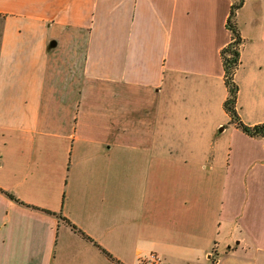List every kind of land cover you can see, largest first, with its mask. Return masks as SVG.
Here are the masks:
<instances>
[{
	"label": "crops",
	"instance_id": "0c3cea01",
	"mask_svg": "<svg viewBox=\"0 0 264 264\" xmlns=\"http://www.w3.org/2000/svg\"><path fill=\"white\" fill-rule=\"evenodd\" d=\"M236 1L0 0V264H264V136L224 108ZM235 21L256 127L264 0Z\"/></svg>",
	"mask_w": 264,
	"mask_h": 264
},
{
	"label": "trees",
	"instance_id": "16d2710c",
	"mask_svg": "<svg viewBox=\"0 0 264 264\" xmlns=\"http://www.w3.org/2000/svg\"><path fill=\"white\" fill-rule=\"evenodd\" d=\"M244 0H237L232 8L227 23L228 29L232 32V42L225 47L222 52V61L225 70V84L228 88V98L224 103L226 112L230 115L233 123L250 136H264V125L256 127L245 126L236 112V104L239 87L234 80L235 73L240 66L241 45L243 40L239 33L238 25L235 21L237 11L242 7ZM12 197L11 195H9ZM13 198V197H12ZM219 258L218 252L213 253L212 264Z\"/></svg>",
	"mask_w": 264,
	"mask_h": 264
},
{
	"label": "built area",
	"instance_id": "2783aa9c",
	"mask_svg": "<svg viewBox=\"0 0 264 264\" xmlns=\"http://www.w3.org/2000/svg\"><path fill=\"white\" fill-rule=\"evenodd\" d=\"M164 259L159 254L153 252L145 259L143 264H164Z\"/></svg>",
	"mask_w": 264,
	"mask_h": 264
},
{
	"label": "rangeland",
	"instance_id": "374dc122",
	"mask_svg": "<svg viewBox=\"0 0 264 264\" xmlns=\"http://www.w3.org/2000/svg\"><path fill=\"white\" fill-rule=\"evenodd\" d=\"M160 255V254H159ZM162 256V255H161ZM163 257V256H162ZM163 259H164V264H169L166 260H165V258L163 257ZM172 264H174V263H172Z\"/></svg>",
	"mask_w": 264,
	"mask_h": 264
}]
</instances>
